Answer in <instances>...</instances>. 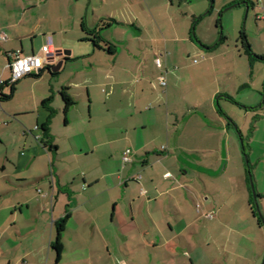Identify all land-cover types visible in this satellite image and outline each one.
Instances as JSON below:
<instances>
[{
	"label": "crops",
	"instance_id": "1",
	"mask_svg": "<svg viewBox=\"0 0 264 264\" xmlns=\"http://www.w3.org/2000/svg\"><path fill=\"white\" fill-rule=\"evenodd\" d=\"M161 2L0 0V264L264 258V60H250L241 39L196 44L193 21L172 0L162 17ZM233 4L256 20L243 32L264 57V0L222 6ZM46 44L55 53L37 76L10 83L15 54H42ZM62 88L74 102L66 113ZM65 214L56 263L51 245Z\"/></svg>",
	"mask_w": 264,
	"mask_h": 264
},
{
	"label": "rangeland",
	"instance_id": "2",
	"mask_svg": "<svg viewBox=\"0 0 264 264\" xmlns=\"http://www.w3.org/2000/svg\"><path fill=\"white\" fill-rule=\"evenodd\" d=\"M124 1L128 3H132L134 0H124ZM161 1H162L161 5L158 6L159 7L158 11L162 13V17H164L166 10L164 6V0H161ZM172 1L174 3L173 11L175 10L176 13L181 11L182 13H184V15L182 16L187 22L193 21L191 35L194 39V42L199 45L203 44L202 41L204 40L205 41L214 40L212 44L214 45L218 42V40L220 39V36H223V40L218 45L219 48L224 49L227 47H236V46L241 47L240 38H239L240 31L245 32V28L247 29V31H249V24L251 22V19H250L251 17H252V25L256 22V20L254 19L252 15H250V13H249V18L248 19L246 18L245 10L244 11L242 10L243 7L241 5H236V6L229 7V8L228 6L223 7L222 5L224 3V0H172ZM177 4L179 5L180 8L177 7ZM210 5H211V8L209 9ZM186 45L187 43L185 42L184 43L176 42L173 44V46H175L176 48H187ZM221 49H217V50H221ZM156 58L160 59V66H157V67L159 68L162 67L164 65L162 56L158 54ZM188 60H189V63L196 64L200 60V58L199 56L191 55ZM154 63L156 64L155 61ZM231 70L233 71V69ZM162 71H164V66L162 67ZM222 77H223L222 71H219V79L221 81V84L223 81H225L223 79H226L227 81L229 78L232 77V74H230L227 71L226 74L224 75V78ZM263 91H264V88H262L261 90V93H260L261 95L259 96L260 100L258 102L262 101ZM230 106L234 110L233 115L238 123V124L235 123V125H238V127H243L245 123V118H246L245 110L239 108L235 104L230 105ZM249 117L252 118L251 115ZM232 126H233V130L238 136L241 149H243L244 148L243 141L241 142V137L239 136V133H237V129L235 128V126L234 125ZM246 155H247V152L243 153V159L246 163V166L247 165L250 166V164L249 163L247 164L246 162ZM251 179L253 182L252 177ZM253 187L255 190L254 182H253ZM252 198L255 204L256 212L258 214L260 213L261 215L260 205L258 203V200L254 199L253 193H252ZM263 261H264V258L261 260L260 264H263Z\"/></svg>",
	"mask_w": 264,
	"mask_h": 264
},
{
	"label": "trees",
	"instance_id": "3",
	"mask_svg": "<svg viewBox=\"0 0 264 264\" xmlns=\"http://www.w3.org/2000/svg\"><path fill=\"white\" fill-rule=\"evenodd\" d=\"M240 39H241V41L244 44L243 46H245L244 47V51L249 56L250 60H264L263 56H258V55L254 54L251 51V49L249 48V45L247 43L246 36H245L243 31L240 32ZM91 41H92V43L96 44V40H91ZM46 68L49 70V72L51 74H55L56 73V72H52L50 70L49 66H47ZM37 74L28 75V76H37ZM59 93H60V96H61L62 101L64 103L63 111H64V113H66L68 111V109L74 104V102H73L72 98L70 97V95H69V93L67 91V88H62ZM263 96H264V93H263ZM47 102H48V100L44 101L43 103L47 104ZM262 105H264V97H263V100H262ZM52 113H53V110L50 109V115H52ZM48 123H49V120H47V122H45L42 125V128H41L43 130V134L47 138V140H48V137H49ZM244 152H245V150L243 149V153ZM247 168H248V172L250 174L249 165H247ZM255 197H257V195H255ZM68 217H69V214H65L62 218H60L57 221L56 226H55L56 235H55V240L53 241V243L51 245V248H52V250L55 253V262L56 263H58L60 261L61 254H62V251H63V244H62L61 237H62L63 231L65 230Z\"/></svg>",
	"mask_w": 264,
	"mask_h": 264
},
{
	"label": "built area",
	"instance_id": "4",
	"mask_svg": "<svg viewBox=\"0 0 264 264\" xmlns=\"http://www.w3.org/2000/svg\"><path fill=\"white\" fill-rule=\"evenodd\" d=\"M42 54L20 55L16 53L14 58L9 61L8 67L10 69V83H14L28 75L37 74L42 68L45 61H47L48 54H54L55 51L49 44L42 46ZM157 66H160V59L156 58ZM163 80V78H161ZM129 150L125 151L124 160H128Z\"/></svg>",
	"mask_w": 264,
	"mask_h": 264
},
{
	"label": "water",
	"instance_id": "5",
	"mask_svg": "<svg viewBox=\"0 0 264 264\" xmlns=\"http://www.w3.org/2000/svg\"><path fill=\"white\" fill-rule=\"evenodd\" d=\"M235 5H237V4H233L232 6H230V7H233V6H235ZM211 8V5H210V7H209V9ZM246 10H247V6H246ZM221 29V28H220ZM54 58V57H53ZM61 64H62V62H59L58 64H57V67H58V69L60 68V66H61ZM52 71H53V69H52ZM264 92V91H263ZM264 97V96H263ZM250 187H251V191H252V193H253V197H254V199H256V197H255V190H254V187H253V182H252V179H251V177H250Z\"/></svg>",
	"mask_w": 264,
	"mask_h": 264
}]
</instances>
